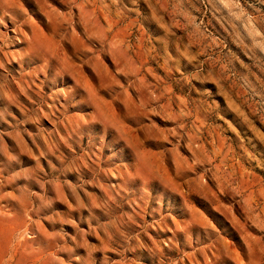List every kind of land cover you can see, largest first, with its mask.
Listing matches in <instances>:
<instances>
[{
  "label": "rangeland",
  "instance_id": "1",
  "mask_svg": "<svg viewBox=\"0 0 264 264\" xmlns=\"http://www.w3.org/2000/svg\"><path fill=\"white\" fill-rule=\"evenodd\" d=\"M0 264H264V0H0Z\"/></svg>",
  "mask_w": 264,
  "mask_h": 264
}]
</instances>
